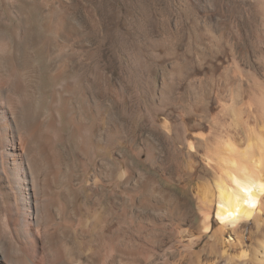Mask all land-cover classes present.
Here are the masks:
<instances>
[{
    "label": "bare ground",
    "instance_id": "bare-ground-1",
    "mask_svg": "<svg viewBox=\"0 0 264 264\" xmlns=\"http://www.w3.org/2000/svg\"><path fill=\"white\" fill-rule=\"evenodd\" d=\"M258 9L264 16V0ZM10 32L0 23L1 51ZM35 44L29 37L25 48ZM29 51L21 63L3 55L0 65L3 61L18 74L22 67L40 68L37 53ZM64 75L57 71L55 81ZM14 78L9 95L16 96L24 90ZM67 78V97L62 107L50 109L48 121L39 120L43 101L17 112L11 96L0 91V264H264V120L257 125L235 118L210 139L196 142L188 156L198 158L211 180L190 188L181 181L199 177L196 169L168 181L152 171L153 148L143 167L132 156L111 152L109 103L95 97L87 75L75 71ZM253 82L251 89L260 83ZM74 85L82 87L76 115L88 124L80 130L86 162L51 179L62 159L58 133L75 118ZM262 85L253 87L248 104L264 119ZM46 125L55 137L43 132ZM95 126L98 161L92 151ZM51 186L58 190L53 198L47 194ZM36 228L40 260L25 244Z\"/></svg>",
    "mask_w": 264,
    "mask_h": 264
},
{
    "label": "rangeland",
    "instance_id": "rangeland-1",
    "mask_svg": "<svg viewBox=\"0 0 264 264\" xmlns=\"http://www.w3.org/2000/svg\"><path fill=\"white\" fill-rule=\"evenodd\" d=\"M259 1H0V23L11 31L0 57L13 56L21 63L24 53L31 50L41 65L22 67L23 74H18L9 66L3 67L1 61L0 91L11 96L17 112L43 101L44 109L38 106L44 110L39 120L48 121L50 109L62 107L67 97V74L76 71L87 75L95 97L109 103L111 152L132 156L143 167L153 148L152 171L161 177L168 181L184 177L190 167L199 177L181 184L192 188L198 182H210L211 173L204 172L198 158L189 157L187 151H194L199 140L210 139L232 119L247 118L251 123L259 122L257 125L264 120L255 105L248 104L253 89L264 85V16L258 9ZM29 37L37 44L27 50ZM68 37L70 45H66ZM59 70L66 75L55 81ZM11 77L13 83H21L23 93L9 95ZM38 79L42 87L37 88ZM251 81L260 83L251 89ZM78 87L74 85L76 94L71 99L75 118L58 133L62 159L51 179L65 168L74 169L86 162L80 130L88 124L76 115L82 100V87ZM36 94L41 96L38 101L33 99ZM93 131L92 151L98 161V127ZM43 132L55 137L47 125ZM18 135L23 134L19 131ZM57 191L51 186L47 194L53 198ZM15 208L11 213L17 217ZM39 231L36 228L25 244L40 260Z\"/></svg>",
    "mask_w": 264,
    "mask_h": 264
}]
</instances>
